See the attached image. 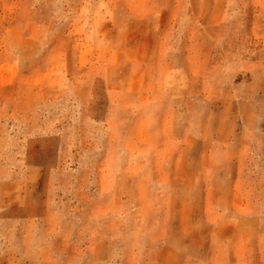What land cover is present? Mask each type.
Segmentation results:
<instances>
[{"label":"rangeland","instance_id":"rangeland-1","mask_svg":"<svg viewBox=\"0 0 264 264\" xmlns=\"http://www.w3.org/2000/svg\"><path fill=\"white\" fill-rule=\"evenodd\" d=\"M0 264H264V0H0Z\"/></svg>","mask_w":264,"mask_h":264}]
</instances>
